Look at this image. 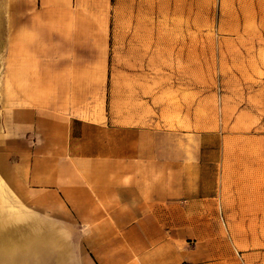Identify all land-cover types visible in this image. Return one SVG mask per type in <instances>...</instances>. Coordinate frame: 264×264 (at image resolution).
Returning <instances> with one entry per match:
<instances>
[{"label": "crops", "instance_id": "0c3cea01", "mask_svg": "<svg viewBox=\"0 0 264 264\" xmlns=\"http://www.w3.org/2000/svg\"><path fill=\"white\" fill-rule=\"evenodd\" d=\"M159 1L33 0L32 14L16 19L17 38L26 28L31 44L17 58L26 68L15 105L0 108V178L29 184L35 213L74 237L84 264L231 263L216 258L215 243H184L194 220L217 218L200 210L198 133L188 157L177 142L183 130L168 129L184 104H169L167 86L151 88L139 70L132 90L114 66L121 43L140 58L153 42L167 53L166 37L119 28L151 27L153 13L168 10ZM211 171L209 200L215 165ZM30 226L61 246L44 222Z\"/></svg>", "mask_w": 264, "mask_h": 264}, {"label": "rangeland", "instance_id": "374dc122", "mask_svg": "<svg viewBox=\"0 0 264 264\" xmlns=\"http://www.w3.org/2000/svg\"><path fill=\"white\" fill-rule=\"evenodd\" d=\"M32 2L0 0V108L3 104L4 112L14 107L17 76L26 68L17 58L22 51L29 52L31 44L26 28L17 38L16 19L32 14ZM167 6L166 14L153 13L151 27H119L124 35L166 37L167 53L159 50L165 44L153 42L150 55L140 58L127 53L133 44L121 43L125 51L114 66L123 81L131 82L132 90V73L139 70L143 73L139 77L151 88L167 86L169 104L182 101L184 107L179 109L184 116L169 117L168 129L183 130L184 137L177 142L188 157L192 130L199 135L200 210L215 211L217 218L194 220L199 226H189L185 246L215 243L216 258L231 260L228 264H264V0H167ZM192 101H198L193 119ZM214 165L216 194L209 200ZM17 184L14 177L0 178V220L5 231L19 230L22 240L33 235L30 221L44 222L61 243L59 247L39 244L51 248L47 264H84L83 252L71 242L74 237L35 213L31 187L26 181ZM21 257L18 264H29L25 249Z\"/></svg>", "mask_w": 264, "mask_h": 264}, {"label": "bare ground", "instance_id": "6f19581e", "mask_svg": "<svg viewBox=\"0 0 264 264\" xmlns=\"http://www.w3.org/2000/svg\"><path fill=\"white\" fill-rule=\"evenodd\" d=\"M45 237L28 234L21 240L19 230L5 231L4 222L0 220V264H18L23 249L27 251L29 264H47L52 256L51 248L39 246L45 242Z\"/></svg>", "mask_w": 264, "mask_h": 264}]
</instances>
